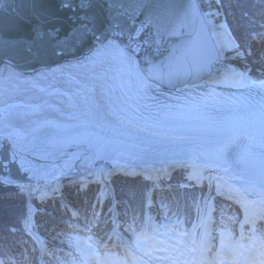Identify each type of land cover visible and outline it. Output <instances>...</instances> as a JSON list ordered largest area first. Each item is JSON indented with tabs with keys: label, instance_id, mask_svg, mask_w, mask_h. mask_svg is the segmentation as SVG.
Here are the masks:
<instances>
[{
	"label": "bare ground",
	"instance_id": "bare-ground-1",
	"mask_svg": "<svg viewBox=\"0 0 264 264\" xmlns=\"http://www.w3.org/2000/svg\"><path fill=\"white\" fill-rule=\"evenodd\" d=\"M204 14L206 13L204 12ZM211 30L218 49V60H220L221 54H223L222 50L230 48L235 43V39L225 26L218 31L212 27ZM127 39L131 40L130 44H132L133 38L130 36ZM128 40L125 41L129 43ZM89 43L86 50L79 55L56 60L52 66L35 74L34 78L40 79V86L43 90L33 97L30 96L29 91L23 92L24 94L20 96L23 98L20 99L21 101L18 100L19 104L16 102V107L9 110L20 113L29 109L30 106H33L30 108L34 109L35 105V111L45 108L53 111L56 110L57 105L65 103L63 107L68 110L67 116L48 118L32 127L25 126L24 129H4L0 134L10 135L16 142L35 143L36 140L46 137L50 133H68V131L78 130L81 127H92L100 132L114 133L122 138H136L156 143L188 142L191 151L187 156L181 157V160L189 162L191 174L194 173L200 177L217 175L233 191L242 193L243 185L247 181L242 176L220 167H216L214 171L207 170L201 143L202 141L236 139L244 144L257 142L264 144V139L256 136L257 133L264 134L263 129L237 124L223 126L214 124L224 120L231 122L234 118L245 117L239 114H225L222 117L209 118L194 114L166 112L155 108L148 103L146 94L143 92L142 83L145 77L142 74L143 69L138 63L135 49L129 48L128 43H123L119 37L111 34L102 38L90 39ZM233 71L234 73L229 74V70L222 67L219 74H229L221 75L225 80L227 77L235 76L236 71L241 72L238 69ZM201 81L209 86L215 82L212 73L208 77L202 78ZM235 81L247 84L249 91L264 93V77L253 80L243 73V76H237ZM29 103L33 105H29ZM39 116L37 119L41 118V115ZM70 151H72V147L69 145V147L64 146L54 151H42L36 154V158H31L28 154L21 155L15 151L11 153L10 157L16 158L19 165L22 166L21 168L28 173L27 175L33 180L35 179L36 182L38 181L35 185L36 189H33L46 192L51 180H54L53 185L59 181L67 182L68 185H78V177L85 176L87 178L88 175H92L94 163H90V158L93 156V150L86 148L80 161L63 158V155L69 154ZM140 159L137 155L133 156L119 151H113L110 158H103L100 162H104L108 166L101 173V177L95 171L93 172L94 179L102 181L98 180L99 189L107 187V182L110 183L109 167L136 169L141 166ZM40 160H46V162H50V165L40 166ZM153 162L151 167L145 169L154 174L155 171L157 173L168 172L170 169L166 167L172 163V160ZM32 165H35L36 168H33ZM192 178L190 179L192 180ZM60 184L57 189L51 191H59ZM22 188L26 191V198L29 199L28 191H31L32 188L27 184ZM261 191L260 198L254 200L253 204L264 202V183H262ZM160 247L159 250H164L163 245ZM132 249L136 254H139L134 260L135 264H145L152 257L153 263H163L158 255L148 252L143 238ZM244 254H248V251ZM246 256L240 260L239 264L246 261ZM179 264H184V262L180 261Z\"/></svg>",
	"mask_w": 264,
	"mask_h": 264
},
{
	"label": "water",
	"instance_id": "water-1",
	"mask_svg": "<svg viewBox=\"0 0 264 264\" xmlns=\"http://www.w3.org/2000/svg\"><path fill=\"white\" fill-rule=\"evenodd\" d=\"M204 12L198 0H0V64L8 61L18 71L30 72L79 55L90 39L111 34L128 43L131 36L128 47L137 52L145 77L143 92L152 104L162 97L161 87L192 86L213 73L218 49ZM157 103L152 105L161 107ZM87 134L50 133L35 143L0 134V181H34L10 157L14 151L36 158L42 151L70 145L72 151L63 158L80 161L89 148L91 162L113 154L115 141L103 135L100 140L106 145L95 147L96 137Z\"/></svg>",
	"mask_w": 264,
	"mask_h": 264
},
{
	"label": "trees",
	"instance_id": "trees-1",
	"mask_svg": "<svg viewBox=\"0 0 264 264\" xmlns=\"http://www.w3.org/2000/svg\"><path fill=\"white\" fill-rule=\"evenodd\" d=\"M198 1L205 10L206 5ZM211 4L218 12L217 19L224 20L237 43L235 50L224 53L220 62L236 66L254 79L264 77V0H217ZM170 172L159 178V186L139 172H111L113 198L106 192L101 202L94 201L99 189V184L94 182H88L82 189L75 184H62L59 192L54 191L46 198L37 199L30 193L29 200L34 206L30 227L46 246L40 259L36 256L38 248L34 239L25 231L26 191L19 184L0 181L1 263L40 264L42 260L43 264H73L79 261L80 250L92 244L90 235L101 238L106 235L110 226L107 217L110 203L116 210L117 227L126 236L130 233L129 227L142 219L145 209L155 221L167 225L172 218L179 217L178 225L188 229L206 183L189 180L183 166ZM208 193L213 204L208 209L211 239L215 243L222 239L226 246L234 240L245 243L254 230L261 239L260 249H264V214L248 222L233 197L213 187ZM105 241V245H97L101 256L113 253L120 256L119 245L113 248L110 238Z\"/></svg>",
	"mask_w": 264,
	"mask_h": 264
},
{
	"label": "rangeland",
	"instance_id": "rangeland-1",
	"mask_svg": "<svg viewBox=\"0 0 264 264\" xmlns=\"http://www.w3.org/2000/svg\"><path fill=\"white\" fill-rule=\"evenodd\" d=\"M210 1H212V0H202V2L204 4L209 5L208 7H206L207 12L205 15L207 17V20H208L210 26L212 27V29L217 30V31L219 29L223 28L224 26L227 27L225 25L224 20H222L221 18L217 19L218 12L216 11L215 7H213L210 4ZM214 1L217 2V0H214ZM236 44L237 43L235 41V43L230 48H224L222 50L223 54L226 53L227 51L235 50ZM223 54H221V56H223ZM221 60H222V57H220V60H218L219 61L217 64L218 69L220 68L221 64H224L223 62H220ZM59 63L61 64V62H59ZM49 66H52V65H49ZM47 67L33 69L30 72H23V71L20 72L16 68H13V66L11 64H9L8 61H3L0 64V100H1V102H0V132L3 131L4 129H11V130L17 129V128L24 129L25 126L32 127L35 124H37L41 121H45V119H48V118H52V117H56V116H67L68 110H66L65 107H63L64 106L63 104H65V103H63L62 105H60V104L57 105L55 107L56 110H53V111H49L47 108H45L43 110L40 109V110L35 111L36 110L35 105H34V109L30 108L33 106H30L29 109H26L20 113L14 112L13 110L9 111L13 107L14 108L16 107L15 103L18 102V100L23 98V97L20 98V96L22 94H24L23 92L29 91L30 96L33 97V96H37L38 93L43 90L40 86V79L34 78V75L37 74L38 72H43V70H45ZM23 85H25V87H23ZM23 89H26L27 91H25ZM71 99H73V98H71ZM29 102H32V101H29ZM18 104H19V102H18ZM29 105H33V104L29 103ZM37 115L38 116L41 115V118L37 119L38 118ZM173 161L176 165H179V166L182 165L184 168L187 167V169L185 168L187 170L186 171L187 176H189L190 178L193 177L192 179H194L195 181L202 180L203 182L210 183L214 187V189H216L217 191L223 193L224 195L232 196L234 198V201L236 203L240 204V208H241V211H242V214L244 215V217L252 216L253 218H257V215L259 213H261V212L264 213V202H260V204L250 203L249 205H244L243 203L240 202V197H241L240 192L233 191L227 185V183L225 184L223 181H221L217 175H214L212 177L207 176V175H203L202 177H200V176L195 175L194 173L191 174V172H189V167H190L189 162L183 161L181 159L180 160H173ZM39 163H40V166H49L50 165V162H48V161L46 162V160H40ZM32 167L36 168L35 165H32ZM116 169L131 170V169L121 168V167H116V166L109 167L110 172L114 171ZM165 173H166V175H168L170 173V170L168 172L166 171ZM87 174H89V173H87ZM156 180H157V177L154 176L153 181L155 182ZM78 181L80 182V180H78ZM60 182H62V181H59V183ZM52 183H54V180H51L50 184H48V186H47L48 190H49V188L50 189H57L58 188L59 183H56L55 185H53ZM35 189H34L33 193H35V195H38L40 190L35 191ZM108 191H109L108 186L107 187L104 186V188H102L101 190L100 189L97 190L98 197H100V196L103 197V195ZM209 201H210V198L205 200V203H209ZM202 221H203L204 229H203V232L201 233V238H202V242H204L206 244V235H207L208 226H206L205 217H203ZM138 232L140 233V231H138ZM138 232H136V233L139 234ZM141 235H142V232H141ZM130 238H131V235H129V239ZM184 240L185 241L183 242V244H185L187 242L188 238L184 237ZM255 243H258V238L255 235H252L251 239L249 241V245L243 247L241 251L243 253L246 251L249 252L251 249H253L255 247ZM235 250H237V249H233V252H230V253L233 254ZM92 252L94 253L93 249L85 250L81 256V262H77V264H89V257L91 256L90 253H92ZM234 257L236 258V257H238V255H236V256L234 255ZM258 257H259V262H260L259 264H262V263L264 264L263 251L259 252ZM94 258L96 260V264H115L113 262V260H110V259H107L105 261L99 260L97 255ZM120 264H132V263L130 260L128 261V259H127V261H121ZM229 264H235V263L231 262Z\"/></svg>",
	"mask_w": 264,
	"mask_h": 264
}]
</instances>
